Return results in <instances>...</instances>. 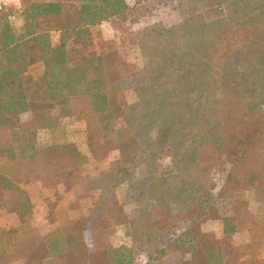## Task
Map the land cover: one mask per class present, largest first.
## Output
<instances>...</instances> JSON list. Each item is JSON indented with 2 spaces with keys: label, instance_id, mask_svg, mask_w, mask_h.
<instances>
[{
  "label": "trees",
  "instance_id": "trees-1",
  "mask_svg": "<svg viewBox=\"0 0 264 264\" xmlns=\"http://www.w3.org/2000/svg\"><path fill=\"white\" fill-rule=\"evenodd\" d=\"M23 2L25 34L13 33L8 16L0 27V160L16 164H0V216L29 215V183L88 161L74 142L39 145V131L59 127L65 117L85 121L96 158L120 151L117 174L132 180L145 210L137 218V245L119 248L108 242L103 223L127 218L115 205L15 242L6 240L0 222V264H143V254L145 264H264V218L235 200L252 190L264 203V0H196L200 8L181 23L139 32L141 65L118 49L90 48L94 27L136 16L127 0ZM55 28L64 33L58 45L50 43ZM72 42L85 51L77 54ZM36 60L46 70L30 98L53 106L21 123L29 99L21 75ZM128 87L135 102L126 97ZM221 158L231 167L216 192L212 173ZM220 199L231 200L229 213ZM208 216L221 223L222 238L194 231ZM243 229L251 241L232 244L228 238Z\"/></svg>",
  "mask_w": 264,
  "mask_h": 264
},
{
  "label": "rangeland",
  "instance_id": "rangeland-1",
  "mask_svg": "<svg viewBox=\"0 0 264 264\" xmlns=\"http://www.w3.org/2000/svg\"><path fill=\"white\" fill-rule=\"evenodd\" d=\"M137 7L136 16L125 23H103L93 29V45L91 49L110 51L114 49L136 65H141L144 56L140 44L137 43L139 32L157 25L171 28L181 23L185 17L200 4L196 0H127ZM91 43V42H90ZM77 49V54L85 51L84 45L71 44ZM127 99L135 102L138 97L132 87L125 90ZM124 125L120 121L118 126ZM81 130V129H80ZM45 141L47 137L41 135ZM70 141L77 144L79 150L88 157V161L78 167L64 169L59 175L52 174L44 180H35L26 186L33 200V211L26 216L11 211H3L0 216L1 224L7 229L6 240L15 242L41 236L64 227L69 222L88 217L95 209L104 210L108 206H117L127 216L124 221L114 218H105L103 223L107 228V240L114 247L137 245V233L140 232L139 213L145 210L144 202L136 199L132 192V180L117 174L120 151L111 149L101 158H96L91 152L87 138L82 133L68 136ZM109 137H112L109 136ZM53 138V139H52ZM53 141H64L67 136L62 132L52 137ZM102 142V141H101ZM107 147L103 151H107ZM171 163L170 158L164 160V166ZM1 165L16 168V164L0 160ZM231 164L221 158L213 169V178L216 183V192H220ZM4 201L11 200V196L2 197ZM205 202L211 200L210 195H203ZM240 207L247 209L257 217L264 218V203L258 201L252 190L237 192L235 197ZM2 201V200H1ZM231 200L219 201L221 210L230 212ZM175 212L179 208L175 206ZM120 218V217H118ZM17 229V231L15 230ZM197 234L210 232L222 238V225L218 220L205 217L193 226ZM251 233L247 229L232 235L229 241L238 246L251 241ZM261 256L264 257V241ZM140 262L145 264L147 255L140 256ZM10 264H28L26 260L19 259Z\"/></svg>",
  "mask_w": 264,
  "mask_h": 264
},
{
  "label": "crops",
  "instance_id": "crops-1",
  "mask_svg": "<svg viewBox=\"0 0 264 264\" xmlns=\"http://www.w3.org/2000/svg\"><path fill=\"white\" fill-rule=\"evenodd\" d=\"M23 5V0H0V27L2 25L1 18H4V16H8L10 27L13 33L16 36L25 34L26 20L23 14ZM9 11L10 13L8 14ZM49 37L50 43L52 45H58L63 40L64 33L62 30L55 28L50 30ZM45 70L46 66L43 60L29 62L27 63V65L24 66V71L21 75V80L25 85L24 91L27 97H29V99L27 110L21 112L19 115L21 123L31 122L35 112L53 106L51 104H46L41 101H36L30 98V96L36 91L33 87L34 84L41 79V77L45 73ZM61 132L65 134L67 138H65L64 141H53L52 137H55ZM78 133H83L85 135V138H87L85 121H78L70 117H65L61 119V124L59 127L55 129H41L38 133V142L39 145L43 146H49L55 143L72 142L70 141L68 136L71 134L75 135ZM41 135H45L47 137V141H45V139H43Z\"/></svg>",
  "mask_w": 264,
  "mask_h": 264
}]
</instances>
